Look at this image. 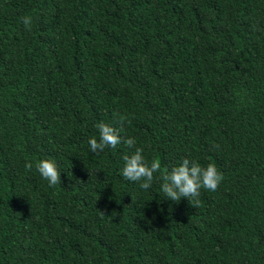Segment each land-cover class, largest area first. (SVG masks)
I'll list each match as a JSON object with an SVG mask.
<instances>
[{"label":"trees","instance_id":"16d2710c","mask_svg":"<svg viewBox=\"0 0 264 264\" xmlns=\"http://www.w3.org/2000/svg\"><path fill=\"white\" fill-rule=\"evenodd\" d=\"M116 112L146 161L213 163L218 189L125 180L135 148L88 145ZM0 264H264V0H0Z\"/></svg>","mask_w":264,"mask_h":264},{"label":"clouds","instance_id":"9594fccd","mask_svg":"<svg viewBox=\"0 0 264 264\" xmlns=\"http://www.w3.org/2000/svg\"><path fill=\"white\" fill-rule=\"evenodd\" d=\"M22 23L27 30H31L32 18L30 16L22 17ZM113 119L114 124L119 125V127L104 122L98 123L96 128L99 131V138L97 139L95 136L89 138L88 145L89 150L93 153L103 152L106 147L115 149L121 143L129 149L135 148L132 154L123 156L124 166L121 175L125 180L138 182L140 188L147 190L152 186L154 174L159 172L160 179L164 181L161 190L165 197L174 202H179L181 198H185L193 207L200 206L201 189L215 192L223 181L224 176L215 164L209 163L207 166H201L195 160L187 158L178 166L161 172L160 161L157 159H153L150 163L146 161L143 148L135 147V138L121 136L124 125L131 123L129 117L116 112L113 113ZM25 168L30 171L33 164L26 162ZM35 169L47 181L49 187L61 185V172L58 171L57 164L53 160H37Z\"/></svg>","mask_w":264,"mask_h":264}]
</instances>
